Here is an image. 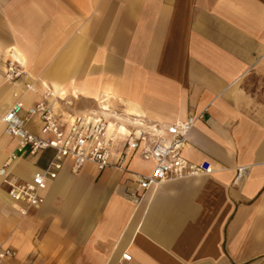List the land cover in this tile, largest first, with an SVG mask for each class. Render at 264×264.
<instances>
[{
    "label": "crops",
    "instance_id": "0c3cea01",
    "mask_svg": "<svg viewBox=\"0 0 264 264\" xmlns=\"http://www.w3.org/2000/svg\"><path fill=\"white\" fill-rule=\"evenodd\" d=\"M10 58L29 75L7 81ZM29 81L25 108L50 89L62 119L94 110L166 130L201 115L183 155L215 171L137 197L135 173L154 167L140 151L128 172L73 173L66 159L26 215L0 175V248L18 252L2 264H264V0H0V167L18 145L1 117ZM53 154L21 155L8 178L30 180Z\"/></svg>",
    "mask_w": 264,
    "mask_h": 264
},
{
    "label": "built area",
    "instance_id": "2783aa9c",
    "mask_svg": "<svg viewBox=\"0 0 264 264\" xmlns=\"http://www.w3.org/2000/svg\"><path fill=\"white\" fill-rule=\"evenodd\" d=\"M28 75L17 59L8 60L5 70L7 81L15 83L22 76ZM36 91L35 81L26 82L23 89L14 92L13 103L1 117L5 134L16 138L18 145L0 167V175L8 186L9 197L19 204L18 209L23 215L30 208L39 207L45 202L43 191L48 181L58 176L66 159L71 160L73 173H78L89 162L95 163L100 169L112 166L128 172L126 157L140 151L144 159L154 161V167L149 173H135L137 197L138 192L142 196L154 185L215 171L209 160L193 162L183 155L188 133L201 115L192 114L166 130L158 123L150 125L142 119L127 128L94 110L70 114L68 119H62L49 103L52 96L50 89L43 93L38 102L25 108V95ZM35 120L40 123L39 133L31 127ZM122 134L125 135V151L113 162L112 156ZM46 149L54 150L46 168L37 170L30 180L13 182L8 178L9 167L21 155L35 156ZM248 171L249 166L237 167L236 179H243ZM17 254V250L12 247L0 248V264ZM122 258L130 261L132 254L126 252Z\"/></svg>",
    "mask_w": 264,
    "mask_h": 264
},
{
    "label": "rangeland",
    "instance_id": "374dc122",
    "mask_svg": "<svg viewBox=\"0 0 264 264\" xmlns=\"http://www.w3.org/2000/svg\"><path fill=\"white\" fill-rule=\"evenodd\" d=\"M18 169H19V171H21V172H23V173H25V174H28L29 173V170L28 169H26L24 166H22V165H18Z\"/></svg>",
    "mask_w": 264,
    "mask_h": 264
}]
</instances>
